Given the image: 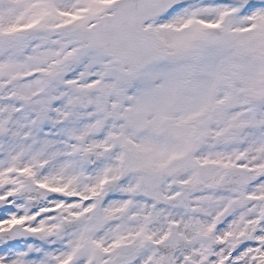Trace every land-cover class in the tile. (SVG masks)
<instances>
[{"label": "snow or ice", "instance_id": "snow-or-ice-1", "mask_svg": "<svg viewBox=\"0 0 264 264\" xmlns=\"http://www.w3.org/2000/svg\"><path fill=\"white\" fill-rule=\"evenodd\" d=\"M0 264H264V0H0Z\"/></svg>", "mask_w": 264, "mask_h": 264}]
</instances>
